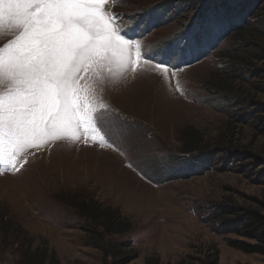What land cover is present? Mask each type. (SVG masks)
I'll return each instance as SVG.
<instances>
[{
	"label": "rangeland",
	"instance_id": "1",
	"mask_svg": "<svg viewBox=\"0 0 264 264\" xmlns=\"http://www.w3.org/2000/svg\"><path fill=\"white\" fill-rule=\"evenodd\" d=\"M261 51L264 0H0V240L6 217L101 264L75 212L94 199L133 223L129 264H264L216 219L264 215Z\"/></svg>",
	"mask_w": 264,
	"mask_h": 264
},
{
	"label": "trees",
	"instance_id": "2",
	"mask_svg": "<svg viewBox=\"0 0 264 264\" xmlns=\"http://www.w3.org/2000/svg\"><path fill=\"white\" fill-rule=\"evenodd\" d=\"M214 4L211 3V6ZM213 10V9H212ZM215 11L210 15L214 16ZM206 17V16H205ZM236 33V34H235ZM242 31L239 28L233 31L240 36ZM264 56V51L260 52ZM229 52L223 56L228 57ZM183 150L186 152H199V133L191 130L185 132ZM75 212L82 220L80 228L88 235L90 243L102 251L101 264H129L136 257V251L128 242L121 241L122 238H130L134 225L122 215L117 207L103 206L94 199H86L75 205ZM235 214L236 217L230 216ZM2 221V239L0 242L6 243L12 239L17 259L15 264H59V259L53 250H49L47 245L34 246V238L20 224L15 221H8L6 217ZM216 219L223 227L231 229L232 232L256 240V243H247L239 240H228V244L245 253H260L264 250L259 242H264V215L253 210H246L241 214L235 212L233 208H221L216 214ZM5 245V244H4ZM200 260V264H217L218 252L208 254ZM145 264H162L159 256H149L145 258ZM178 264H185V260H180Z\"/></svg>",
	"mask_w": 264,
	"mask_h": 264
}]
</instances>
